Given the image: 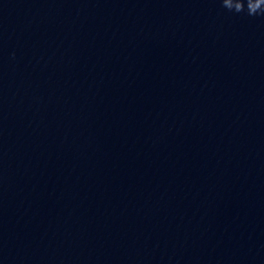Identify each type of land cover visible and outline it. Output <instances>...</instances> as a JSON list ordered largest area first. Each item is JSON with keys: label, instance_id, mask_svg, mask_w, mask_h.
Returning <instances> with one entry per match:
<instances>
[{"label": "water", "instance_id": "water-1", "mask_svg": "<svg viewBox=\"0 0 264 264\" xmlns=\"http://www.w3.org/2000/svg\"><path fill=\"white\" fill-rule=\"evenodd\" d=\"M28 264H264V16L62 0Z\"/></svg>", "mask_w": 264, "mask_h": 264}, {"label": "clouds", "instance_id": "clouds-1", "mask_svg": "<svg viewBox=\"0 0 264 264\" xmlns=\"http://www.w3.org/2000/svg\"><path fill=\"white\" fill-rule=\"evenodd\" d=\"M221 6L234 13H244L246 11L249 16H264V0H220Z\"/></svg>", "mask_w": 264, "mask_h": 264}]
</instances>
